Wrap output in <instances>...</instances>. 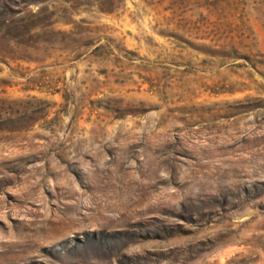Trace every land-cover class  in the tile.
<instances>
[{"label":"rangeland","instance_id":"1","mask_svg":"<svg viewBox=\"0 0 264 264\" xmlns=\"http://www.w3.org/2000/svg\"><path fill=\"white\" fill-rule=\"evenodd\" d=\"M0 264H264V0H0Z\"/></svg>","mask_w":264,"mask_h":264}]
</instances>
